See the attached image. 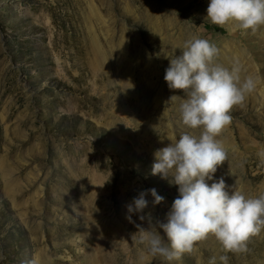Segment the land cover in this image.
<instances>
[{"label":"rangeland","instance_id":"1","mask_svg":"<svg viewBox=\"0 0 264 264\" xmlns=\"http://www.w3.org/2000/svg\"><path fill=\"white\" fill-rule=\"evenodd\" d=\"M209 3L0 0V264H139L141 216L166 223L179 196L151 170L155 151L188 130L180 101L166 105L184 93L164 76L193 36L259 79L217 137L227 158L208 183L264 194V28L213 25ZM152 188L164 202L148 195L127 219L126 205ZM247 249L226 253L210 236L171 264H264V226Z\"/></svg>","mask_w":264,"mask_h":264},{"label":"clouds","instance_id":"2","mask_svg":"<svg viewBox=\"0 0 264 264\" xmlns=\"http://www.w3.org/2000/svg\"><path fill=\"white\" fill-rule=\"evenodd\" d=\"M206 19L229 31L255 33L264 28V0H210ZM181 50V55L170 59L164 79L170 90L184 95L170 96L166 105L180 101L178 123L188 130L155 151L151 170L153 176L178 186L179 196L167 213L166 223L153 222L150 213L141 216L147 219L148 227L138 226L132 235L142 245L139 264L157 257L162 264H171L210 236L226 253H245L247 241L264 226V194L246 195L236 184L230 192L223 178L208 183L227 158V150L217 137L231 124L233 108L256 90L259 79L242 76L239 63L231 68L219 63L221 49L207 39L193 36ZM148 195L153 206L165 200L155 188L141 191L126 205L127 219L131 221L132 215L148 208ZM219 260L228 264L229 257L223 255ZM216 261L210 257L208 264Z\"/></svg>","mask_w":264,"mask_h":264}]
</instances>
